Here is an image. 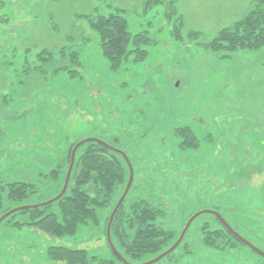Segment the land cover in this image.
<instances>
[{
  "label": "rangeland",
  "instance_id": "374dc122",
  "mask_svg": "<svg viewBox=\"0 0 264 264\" xmlns=\"http://www.w3.org/2000/svg\"><path fill=\"white\" fill-rule=\"evenodd\" d=\"M252 1L0 0L3 209L57 196L69 151L96 138L127 165V179L122 153L133 165L125 213L145 199L163 210L155 223L174 231L173 241L199 214L172 255L152 264H264L227 235L223 247L204 241L205 232L226 229L221 216L264 251V43L233 52L203 44ZM120 9L131 33L147 31L153 40L144 59L132 53L113 68L90 19ZM54 169L58 185L39 174ZM16 179L36 183L39 192L10 200L8 184ZM120 192L97 209V221L62 236L29 227L28 213L8 216L0 224V264H67L51 257V246L84 249L87 264L156 258L132 259L115 235L108 240ZM58 200L50 209L60 216ZM126 230L133 235L128 223Z\"/></svg>",
  "mask_w": 264,
  "mask_h": 264
},
{
  "label": "trees",
  "instance_id": "16d2710c",
  "mask_svg": "<svg viewBox=\"0 0 264 264\" xmlns=\"http://www.w3.org/2000/svg\"><path fill=\"white\" fill-rule=\"evenodd\" d=\"M122 11L120 9L108 15L97 14L96 17L90 19L92 26L100 33L101 46L113 68L117 67L122 59L128 58L132 53L135 55L136 61L144 59L147 53L146 46L151 44L153 40L147 31L131 33ZM200 33L198 31L191 32L192 35L196 36ZM263 43L264 0H253L245 15L232 25L220 30L211 41L203 44L208 48L219 47L233 52L244 47H258ZM77 55L78 52L75 51L73 56ZM74 72L79 73L78 70ZM71 150L68 155V165L71 159ZM66 171L67 169H65ZM127 171V165L125 167L115 150L99 139H91L77 150L66 194L58 200L60 216L51 211V204L23 209L10 216L12 217L17 213H28L30 217L29 227H34L53 236L71 234L81 223L89 220L97 221V209L109 206L120 189L121 195L123 194L128 183ZM57 173L58 170L54 169L39 174L41 177L50 176L53 184L58 185V180L55 178ZM8 186V198L10 200L19 201L39 192L37 190L38 185L32 181L16 179L9 182ZM131 190L132 187L128 195ZM128 195L116 213L111 233L120 240L121 246L125 248L126 253L132 259L141 260L148 255L157 257L170 248L179 236L173 241L174 231L156 225V219L162 216L164 212L145 199L140 198L133 201L130 205V211L125 213V201ZM11 209H3L0 193V217ZM126 223H128L129 229H134V232H131L133 235L127 232ZM21 225L23 223L19 224V226ZM226 235L231 240L239 242L225 228L205 232L204 241L209 246L223 247L224 243L222 242L226 239ZM50 251L54 260H62L67 264H87L92 258L84 249L51 246ZM172 253L167 256H171ZM100 264L119 263L111 259L101 260Z\"/></svg>",
  "mask_w": 264,
  "mask_h": 264
},
{
  "label": "water",
  "instance_id": "95a60500",
  "mask_svg": "<svg viewBox=\"0 0 264 264\" xmlns=\"http://www.w3.org/2000/svg\"><path fill=\"white\" fill-rule=\"evenodd\" d=\"M92 138H89V139H83L81 140L80 142H78L73 150H72V154H71V162H70V166H69V169H68V172L66 174V179H65V183H64V186L61 190V192L55 196L54 198H52L51 200L47 201V202H44L42 204H37V205H26V206H21V207H17V208H13L12 210H10L9 212L5 213L4 215H2L0 217V224L2 223L3 220H5L9 215L13 214L14 212H17V211H20V210H23V209H27V208H32V207H39V206H43V205H47V204H51L55 201H57L60 197H62L64 195V193L67 191V188H68V184H69V181H70V177H71V173H72V170H73V166H74V163H75V158H76V152L78 150V148L83 145L84 143H86L87 141L91 140ZM95 139V138H94ZM101 141V140H100ZM102 143H105L104 141H101ZM127 161V164H128V167L130 169V177H129V180H128V183H127V186L121 196V198L119 199L118 203L116 204L111 216H110V219H109V222H108V227H107V236H108V240L110 241L111 243V226H112V222H113V219H114V216L118 210V208L120 207V205L122 204V202L124 201V199L126 198L127 194L129 193L130 191V188L132 186V182H133V178H134V169H133V165L130 161V159L128 158V156L126 155V153H122ZM199 215V214H196L195 216H193L189 221L188 223L185 225L184 229L182 230L179 238L176 240V242L169 248L167 249L166 251L162 252L161 254H159L156 258L148 261V262H145L144 264H152V263H155V262H158L160 261L162 258H164L165 256L169 255L170 253L174 252L175 249L181 244V242L183 241V239L185 238L186 236V233L191 225V223L193 222V220L196 218V216ZM219 218L221 219L222 223L226 226V229L229 230V232L235 236L238 240H240L243 244H246L248 246H250L251 248H253L256 252H258L260 255H262L264 257V251L259 249L258 247H256L255 245H253L251 242H249L248 240H246L239 232L235 231L232 226L224 219L222 218L221 216H219ZM116 252V251H115ZM117 253V252H116ZM118 254V253H117Z\"/></svg>",
  "mask_w": 264,
  "mask_h": 264
}]
</instances>
